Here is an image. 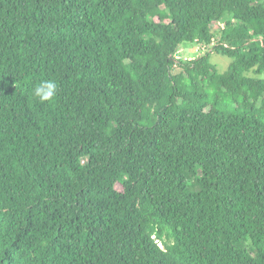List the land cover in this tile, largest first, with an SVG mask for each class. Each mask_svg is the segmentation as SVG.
I'll use <instances>...</instances> for the list:
<instances>
[{
	"label": "trees",
	"instance_id": "trees-1",
	"mask_svg": "<svg viewBox=\"0 0 264 264\" xmlns=\"http://www.w3.org/2000/svg\"><path fill=\"white\" fill-rule=\"evenodd\" d=\"M263 74L264 0H0V264H264Z\"/></svg>",
	"mask_w": 264,
	"mask_h": 264
},
{
	"label": "clouds",
	"instance_id": "clouds-1",
	"mask_svg": "<svg viewBox=\"0 0 264 264\" xmlns=\"http://www.w3.org/2000/svg\"><path fill=\"white\" fill-rule=\"evenodd\" d=\"M58 90V84L56 80L47 78L41 80L38 85L33 88V95L41 103L52 101Z\"/></svg>",
	"mask_w": 264,
	"mask_h": 264
},
{
	"label": "rangeland",
	"instance_id": "rangeland-1",
	"mask_svg": "<svg viewBox=\"0 0 264 264\" xmlns=\"http://www.w3.org/2000/svg\"><path fill=\"white\" fill-rule=\"evenodd\" d=\"M197 47L195 44H189L187 45V48H186V51L189 52L187 54L188 57H194L198 52L196 51ZM210 60L215 63L217 65V69L219 71H224L227 66H228V63H229V59L222 56V55H219V54H216V53H212L210 55ZM261 77H264V74L261 75ZM117 187L120 189L121 186L120 185H117ZM162 246V245H161Z\"/></svg>",
	"mask_w": 264,
	"mask_h": 264
}]
</instances>
